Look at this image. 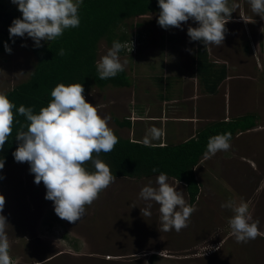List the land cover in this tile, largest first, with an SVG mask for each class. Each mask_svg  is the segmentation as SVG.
I'll return each instance as SVG.
<instances>
[{"label":"rangeland","instance_id":"374dc122","mask_svg":"<svg viewBox=\"0 0 264 264\" xmlns=\"http://www.w3.org/2000/svg\"><path fill=\"white\" fill-rule=\"evenodd\" d=\"M228 3L238 4L241 14L248 18L261 19L253 13L248 0ZM128 22L131 23L125 28L129 32L134 28L131 24L137 21L132 18ZM263 22L258 24L263 26ZM17 38L9 46L10 53H0V93L25 80L36 61L31 50L35 42L27 35ZM98 44L99 60L112 44L104 39ZM122 56L119 53L121 62ZM103 90L90 89L84 97L98 106L101 116H116L114 112L120 107L115 106V89ZM261 101L264 100L258 101L259 109L264 111ZM105 109L111 114L105 115ZM260 117L263 120L264 114ZM230 144L228 151L202 159L194 168L200 185L193 203L188 201L184 184L177 185L187 204L196 209L188 226L179 233L160 232L159 205L139 197L143 186H156L159 174L116 177L98 199L86 206L80 220L70 223L55 214L53 202L45 199V186L34 182L27 162L5 160L0 169V194L6 200L2 214L9 223L6 232L13 264H264V237L237 243L228 234L227 221L233 213L221 207L229 200L248 202L253 219L259 221L258 227L264 232V131L243 134ZM249 159L256 170L253 165L250 167ZM85 167L89 171L94 169L91 164ZM168 182L175 185L177 181L168 177ZM149 203L151 216L143 217L141 209ZM221 240L223 243L217 248ZM207 244L211 248L204 252ZM162 250L166 255L161 257Z\"/></svg>","mask_w":264,"mask_h":264},{"label":"clouds","instance_id":"9594fccd","mask_svg":"<svg viewBox=\"0 0 264 264\" xmlns=\"http://www.w3.org/2000/svg\"><path fill=\"white\" fill-rule=\"evenodd\" d=\"M82 2L11 0L17 5L22 18L13 19L9 36L27 35L35 42V47H41L42 40L53 41L61 37L66 29L80 25L78 10ZM248 3L253 13L264 18V0H248ZM158 6L157 23L162 28H181L191 19L198 26L189 25L187 35L191 41H200L205 47L223 44L227 31L225 26L231 20L232 12L239 8L236 3L229 6L228 0H158ZM125 47L121 42L113 41L112 47L96 61V71L101 80L113 78L124 71L127 61L121 62L119 53ZM132 49L133 44L130 52ZM5 50L11 52L7 43ZM56 54L64 56L66 53L60 48ZM83 92L80 83H59L51 91L50 102L41 107L38 113H34L31 107L19 106L17 111L25 117L26 123L20 125L15 136L18 146L12 153L16 162L30 165L34 182L37 185L42 182L45 186V199L53 202L55 214L70 223L80 220L86 206L98 199L99 194L117 179L110 166L99 158V154L112 152L119 139L108 125L110 117L101 116L98 106L86 101ZM15 108L16 105L8 96L0 93V150L12 135ZM163 135V129L150 127L141 143L152 146V141L159 140ZM231 138V133L209 137L205 158L209 159L220 151H228ZM4 164L5 161L0 159V169H3ZM88 164L95 170L89 171L85 167ZM152 171L155 173L158 169L153 167ZM179 183L170 184L167 175L160 172L156 177V186L149 183L139 192L142 200L154 201L159 205L160 232L175 230L179 233L188 226L192 213L196 211L187 204L183 193L177 190ZM5 203V197L0 194V264H13L6 232L9 223L2 214ZM151 207L149 203L141 209V215L151 216ZM221 207L233 213L227 221L228 234L237 243L264 237V232L258 227L259 221L253 219L248 202L229 200ZM222 243L223 240L217 248ZM210 248L207 244L204 252ZM159 255L162 257L166 253L162 250Z\"/></svg>","mask_w":264,"mask_h":264},{"label":"crops","instance_id":"0c3cea01","mask_svg":"<svg viewBox=\"0 0 264 264\" xmlns=\"http://www.w3.org/2000/svg\"><path fill=\"white\" fill-rule=\"evenodd\" d=\"M158 15L150 11L133 18L137 22L131 24L134 28L127 39L134 30L140 44L133 54L123 49L121 52L123 61H127L124 72L128 84L92 87L115 89V106L120 108L114 112L117 117L110 115L108 120L114 132L123 138L142 141L146 130L155 126L163 129L164 135L152 144H177L193 137L208 122L229 121L250 114L255 116V125L237 131L231 140L264 131V119L260 117L264 111L258 103L264 100V22L263 26L258 24L264 18L251 19L237 9L225 26L223 44L205 47L187 35L188 26L197 27V22L190 19L181 28L165 29L157 23ZM127 21L118 30L131 23ZM199 46L206 49L208 60L202 72L196 68ZM215 77L219 80L212 91ZM262 106L263 101L260 108L264 110ZM202 159L205 155L199 162ZM249 164L256 170L252 159Z\"/></svg>","mask_w":264,"mask_h":264},{"label":"trees","instance_id":"16d2710c","mask_svg":"<svg viewBox=\"0 0 264 264\" xmlns=\"http://www.w3.org/2000/svg\"><path fill=\"white\" fill-rule=\"evenodd\" d=\"M11 5V2L0 0V53L6 52L5 43L10 46L18 40L17 37L10 38L9 26L14 18H22V14ZM150 11L159 13L158 0H83L78 10V27L66 29L61 37L53 41H42L41 47L33 45L31 50L36 61L31 73L25 80L3 92L16 108L13 109L15 122L12 135L0 150V159L14 160L12 153L18 146L15 136L20 130V125L26 123L25 117L17 111L19 106L31 107L34 113H38L41 107L50 102L51 91L59 83H80L84 88L83 95L92 87L102 88L108 84L127 85L124 71L110 79L99 78L96 71L98 43L104 39L108 44H113V41L123 44L128 40L129 32L127 28H118L126 20ZM60 48L65 50L64 56L56 54ZM206 63L208 64L206 49L199 46L196 52L198 72H202ZM207 75L212 80V76ZM218 80L219 77H215L212 81V91ZM117 124L122 125L121 122ZM254 125L255 116L252 114L229 121L208 122L193 137L184 141L152 146H144L141 141L123 138L115 133L119 142L114 150L100 153L99 158L110 166L116 177L141 178L164 172L167 177L184 184L188 201L193 203L199 189L194 167L205 155L209 137L223 133H231L233 136L237 131L249 129ZM153 167L158 171L154 173Z\"/></svg>","mask_w":264,"mask_h":264},{"label":"built area","instance_id":"2783aa9c","mask_svg":"<svg viewBox=\"0 0 264 264\" xmlns=\"http://www.w3.org/2000/svg\"><path fill=\"white\" fill-rule=\"evenodd\" d=\"M123 44L126 46L124 48V51L127 54L135 53V51L137 50V48H138V46L140 44V41H139V39L137 38V35H136V31L133 30L132 34H130V37L128 38V40L124 41ZM132 44H133V49L130 52V49L132 48Z\"/></svg>","mask_w":264,"mask_h":264}]
</instances>
